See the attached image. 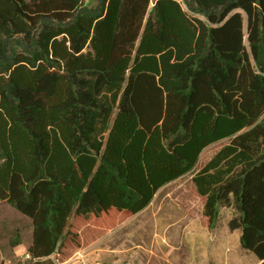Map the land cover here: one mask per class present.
Listing matches in <instances>:
<instances>
[{
	"label": "trees",
	"instance_id": "1",
	"mask_svg": "<svg viewBox=\"0 0 264 264\" xmlns=\"http://www.w3.org/2000/svg\"><path fill=\"white\" fill-rule=\"evenodd\" d=\"M223 139L191 175L202 215L231 208L264 264V0H0V201L31 222L26 264L141 211Z\"/></svg>",
	"mask_w": 264,
	"mask_h": 264
},
{
	"label": "rangeland",
	"instance_id": "2",
	"mask_svg": "<svg viewBox=\"0 0 264 264\" xmlns=\"http://www.w3.org/2000/svg\"><path fill=\"white\" fill-rule=\"evenodd\" d=\"M84 3L94 5L95 0ZM229 141L223 139L204 148L193 170L165 188L166 197L161 198L163 191L157 193L151 206L154 209L146 212L142 222L135 218L125 223L132 215L109 230L89 227L91 233L82 232L78 248L59 249L50 257L52 263L107 264L116 258L110 250L120 249L124 252L116 254L117 260L124 258V264H258L257 257L241 246L240 229L228 226L231 208L218 205L217 215L209 225L202 215L203 198L191 181V175ZM170 218L173 222L169 230L162 231L163 223ZM31 232L30 220L7 202L0 201V264H26ZM164 234L167 243L153 244L150 240L145 243L146 238L164 237ZM15 235L19 243L14 241ZM132 240L140 243L133 244ZM79 251L87 254H77Z\"/></svg>",
	"mask_w": 264,
	"mask_h": 264
},
{
	"label": "crops",
	"instance_id": "3",
	"mask_svg": "<svg viewBox=\"0 0 264 264\" xmlns=\"http://www.w3.org/2000/svg\"><path fill=\"white\" fill-rule=\"evenodd\" d=\"M172 182H174V181H172ZM172 182H169V183H167L166 185H164L163 187H161L157 192H156V194H155V196L153 197V199H152V201L144 208V209H142L141 211H139V212H137L136 214H134L132 217H130L128 220H126L125 221V223H127V222H131L132 220H134L135 218H138L139 220H138V222H142L143 220H144V218L147 216V214H146V212L149 210V209H151L152 207V204H153V201L155 200V197L157 196V193H159V192H164V193H162V197L161 198H163V197H166L167 196V190L165 189V188H167V186H169V185H171L172 184ZM154 208H152V210H153ZM154 214V213H153ZM152 221L154 222L155 221V219H153L152 218ZM148 221H146V222H144V224H146ZM172 222H173V220H171V218L170 219H168L167 221H165L164 223H163V229H162V231H167V229L172 225ZM169 230V229H168ZM170 230H171V228H170ZM164 233V232H163ZM165 236L164 237H162V236H159V237H155V238H146L145 240H147V242H145V243H148V240H150L151 241V243H158V244H164V243H167V236H166V234H164ZM132 243L133 244H137V243H140V242H137V241H133L132 240ZM110 251H113L114 252V257H116L113 261H107V264H124L125 263V259L124 258H120L119 260H117V257L118 256H116V254L120 251H122V252H124V250H120V249H111ZM77 254H82V255H86L87 254V252H84V251H79V252H77ZM103 262V261H102Z\"/></svg>",
	"mask_w": 264,
	"mask_h": 264
},
{
	"label": "built area",
	"instance_id": "4",
	"mask_svg": "<svg viewBox=\"0 0 264 264\" xmlns=\"http://www.w3.org/2000/svg\"><path fill=\"white\" fill-rule=\"evenodd\" d=\"M25 257H26V258H29V255H28V254H25Z\"/></svg>",
	"mask_w": 264,
	"mask_h": 264
}]
</instances>
